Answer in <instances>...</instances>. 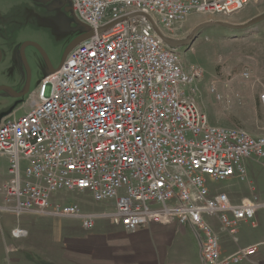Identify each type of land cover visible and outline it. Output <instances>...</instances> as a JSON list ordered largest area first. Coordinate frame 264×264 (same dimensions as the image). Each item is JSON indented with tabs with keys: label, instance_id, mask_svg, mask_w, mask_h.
<instances>
[{
	"label": "built area",
	"instance_id": "built-area-1",
	"mask_svg": "<svg viewBox=\"0 0 264 264\" xmlns=\"http://www.w3.org/2000/svg\"><path fill=\"white\" fill-rule=\"evenodd\" d=\"M251 1L71 0L91 35L42 81L27 114L0 124V212L67 218L85 231L97 221L129 232L150 223L190 226L202 264L248 261L255 247L223 255L206 218L236 243L240 223L264 210L247 167L264 170V135L211 125L194 100L202 70L184 66L154 26L180 41L189 15L222 20ZM258 101L264 115V83ZM230 180L246 183L251 195L234 201L210 186ZM62 191L114 208L85 212L58 197Z\"/></svg>",
	"mask_w": 264,
	"mask_h": 264
},
{
	"label": "rangeland",
	"instance_id": "rangeland-1",
	"mask_svg": "<svg viewBox=\"0 0 264 264\" xmlns=\"http://www.w3.org/2000/svg\"><path fill=\"white\" fill-rule=\"evenodd\" d=\"M71 7V0H0V87L14 92L0 90V124L27 114L40 84L50 74L46 62L57 68L70 42L87 31ZM235 17L215 21L232 24ZM203 18L206 19L196 14L188 16L179 32L181 41L188 39L197 26L209 22ZM26 42L36 44L45 56L35 47L25 46L23 53L31 71L29 91L16 96L26 77L20 55ZM176 53L184 66L192 65L203 72L194 100L211 125L264 135V115L258 101L260 84L264 83V21L244 30L204 26L185 45L176 48ZM212 85L216 93H209ZM247 167L255 185L264 189V170L258 163L250 162ZM5 168L6 162L0 158V171ZM245 184L230 180L210 186L238 198L242 196L235 192ZM58 197L76 203L85 212L109 209L104 203L92 202L87 193L62 191ZM257 216L252 223L258 224ZM79 227L78 221L67 218L16 217L0 212V264H71L61 259L67 248L64 240L91 232ZM12 228L25 230L27 236L13 240ZM237 230L238 234L240 230L254 231L250 223Z\"/></svg>",
	"mask_w": 264,
	"mask_h": 264
},
{
	"label": "crops",
	"instance_id": "crops-1",
	"mask_svg": "<svg viewBox=\"0 0 264 264\" xmlns=\"http://www.w3.org/2000/svg\"><path fill=\"white\" fill-rule=\"evenodd\" d=\"M250 4L253 6L237 14L232 24H243L264 14V0H252L248 6ZM256 189L264 197V189L259 188L258 185ZM235 193L242 197L234 198L232 196L234 193L230 194L234 201L251 195L248 185ZM105 206L109 207L106 210L112 211L114 202L109 201ZM96 211L100 210L87 212ZM260 213L262 211L256 214L258 224L252 221L240 223L239 228L250 223V228L254 231L240 230L238 234L237 230L236 243L220 232L216 220L206 218L219 236L223 255L231 254L241 247L254 246L255 252L252 257L240 264H264V215L260 216ZM79 228L83 230L81 225ZM89 231L91 232L85 235L67 237L64 240L67 248L64 249L65 254L61 259L69 260L71 264H202L200 243L190 226L164 227L150 223L129 232L119 226L111 225L110 222L97 221Z\"/></svg>",
	"mask_w": 264,
	"mask_h": 264
},
{
	"label": "water",
	"instance_id": "water-1",
	"mask_svg": "<svg viewBox=\"0 0 264 264\" xmlns=\"http://www.w3.org/2000/svg\"><path fill=\"white\" fill-rule=\"evenodd\" d=\"M264 21V14L263 15H260L254 19H252L251 21H249L248 23H245V24H230V23H225V22H221V21H209V22H206V23H203L199 26L196 27L195 31L193 34H191L189 36L188 39L184 40V41H178V40H171V39H168V38H165L161 35V33L158 31V29L154 26V31L156 32V34L163 40V42L165 44H167L170 48L172 49H176L182 45H185L197 32V30H200L202 27L204 26H208V25H216V26H225L227 28H230V29H233V30H244V29H248L256 24H258L259 22H262ZM91 35V32L89 31H86L85 33L75 37L71 42L70 44L68 45V47L66 48L63 56H62V59H61V62L59 64V66L57 68H53L51 67V65H49L48 61L46 62L47 63V66H48V69H49V72L52 73L54 71H56L60 65L63 63V61L65 60L66 58V55L68 54V52L74 48L77 44H79L81 41L85 40L86 38H88L89 36ZM25 46H33L35 47L36 49H38V51L43 55V52L41 51V49L34 43H31V42H26L22 45V48H21V51H20V55H21V59H22V62H23V65L26 69V72H27V90L29 88V82H30V70H29V66L26 62V59H25V56H24V53H23V49L25 48ZM46 60V58H45ZM0 90H7L9 91L10 93H14L12 91L11 88L9 87H0ZM24 93L26 92H23L22 94H19V95H16V96H23Z\"/></svg>",
	"mask_w": 264,
	"mask_h": 264
},
{
	"label": "flooded vegetation",
	"instance_id": "flooded-vegetation-1",
	"mask_svg": "<svg viewBox=\"0 0 264 264\" xmlns=\"http://www.w3.org/2000/svg\"><path fill=\"white\" fill-rule=\"evenodd\" d=\"M251 21V20H250ZM249 22V21H248ZM248 22H245V23H248ZM245 23H243V24H245ZM196 29V28H195ZM195 29L189 34V35H191V34H193L194 33V31H195ZM199 30H197V32H198ZM196 32V33H197ZM30 70V69H29ZM25 71H26V69H25ZM30 78H31V71H30ZM7 91V90H6ZM28 91H29V88H28V90H27V72H26V77H25V82L23 83V85H22V87H21V89L19 90V93H18V95L19 94H22L23 92H26V93H24V95H26L27 93H28ZM7 92H9V91H7Z\"/></svg>",
	"mask_w": 264,
	"mask_h": 264
}]
</instances>
